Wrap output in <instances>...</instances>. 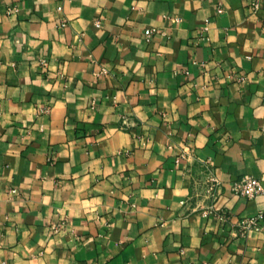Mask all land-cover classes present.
Instances as JSON below:
<instances>
[{
  "label": "crops",
  "instance_id": "0c3cea01",
  "mask_svg": "<svg viewBox=\"0 0 264 264\" xmlns=\"http://www.w3.org/2000/svg\"><path fill=\"white\" fill-rule=\"evenodd\" d=\"M244 174L264 0H0V264H264Z\"/></svg>",
  "mask_w": 264,
  "mask_h": 264
},
{
  "label": "built area",
  "instance_id": "2783aa9c",
  "mask_svg": "<svg viewBox=\"0 0 264 264\" xmlns=\"http://www.w3.org/2000/svg\"><path fill=\"white\" fill-rule=\"evenodd\" d=\"M220 12L222 9L219 10ZM155 28L145 30L147 37H150ZM204 178H200L201 186L208 198L215 197L222 186V182L218 179L209 165H205ZM230 189L234 195L246 198H254L264 195V185L260 178L244 174L229 183ZM239 225L241 232L246 233L250 229L264 230V208L259 210L255 215L240 219Z\"/></svg>",
  "mask_w": 264,
  "mask_h": 264
}]
</instances>
